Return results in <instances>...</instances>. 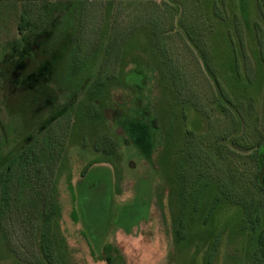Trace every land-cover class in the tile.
Listing matches in <instances>:
<instances>
[{
  "label": "rangeland",
  "instance_id": "rangeland-1",
  "mask_svg": "<svg viewBox=\"0 0 264 264\" xmlns=\"http://www.w3.org/2000/svg\"><path fill=\"white\" fill-rule=\"evenodd\" d=\"M41 1H29L33 2L31 13L36 21L24 35L19 33L17 21L21 4L25 6L28 1L21 0L17 6L6 5L0 14V173H5L7 164L19 151L24 152L29 147L38 156V160H34L33 155L29 157L34 163L25 167L28 171L21 170V161L15 164L11 173L13 189L9 181H3L0 186V264H46L43 238L47 242L60 241L59 246L64 250L61 242H65L69 255L67 264H107L99 260L100 257L92 256L93 252L99 256L106 246L112 247L113 256L120 255L124 259L123 264H187L190 261V264H264V190L256 181V148L241 156H231L241 166L242 176L235 177L230 165L224 163L210 182V193L218 199L211 202L212 211L225 210L220 216H214L223 231L216 236L212 257H205L207 243L202 249L197 247L201 239L193 242L192 248L175 250L171 234L175 226L172 210L178 212L181 199L170 194V186L161 182L153 162L164 137H173L172 145L179 151L173 156L168 154L166 166L180 174L181 168L187 174L190 172L192 189L184 192L183 203L185 207L190 201L199 205L203 187L196 181V169L203 167L206 172L214 165L210 160L215 130L211 125V130L197 137L195 144H186V140L181 143V116L186 118L188 113L193 114L192 119L185 120L184 136L187 129L194 126L196 114V123L202 125L204 115L201 113L209 115L213 111L217 123L227 127V124L232 125L233 117L239 118L235 110L238 108L248 136L251 130L248 113L252 110L257 127L251 139L258 141L264 137V61L260 80L257 75L260 69L249 51L253 60L246 53L239 56L235 53L241 70L237 62H232L234 54L228 51L222 28L215 22L219 14L212 11L218 3L210 4V0H79L76 2L81 3L66 17L65 26L62 24L66 19L60 9L52 13V26H48L51 22L44 20L43 11L37 5ZM46 1L55 4V0ZM112 4L111 22L105 34L103 18L106 8ZM166 8L174 17L166 15ZM82 9L86 11L83 21L77 27H70L74 17L76 20L75 13L79 15ZM227 13L228 21L234 25L236 11L230 9ZM258 13L254 19L261 21L262 14ZM132 15H138L139 21ZM180 19L181 28H186L188 20L192 22L196 32L194 41L187 33H174L177 27L170 23H180ZM128 24L135 32L132 43L139 61L131 63L127 73L137 80L140 91L118 82L105 106L107 119L105 123L98 122L87 116L95 117L99 104L88 107L89 103L85 102V113L86 107L75 108L80 100L77 98L98 70L102 44L108 46L116 32L122 38ZM69 27L73 29L70 34L66 33ZM156 27L160 33L165 27L167 38L161 41L177 59V65L171 59L179 75L172 74L176 78L174 84L179 86L177 89L171 90L160 79L159 75L163 77V74L153 55L154 42L146 34ZM79 34L82 44L86 49L89 47L90 51L86 52L89 63L75 81H70L67 61L73 50L72 41ZM238 39L232 40L233 51L235 46L243 52ZM140 54L147 60L148 71L137 67L141 63ZM239 74L253 82L255 89L260 83L258 97L255 92L246 90L243 80L238 82ZM141 81L145 82V88L140 86ZM217 86L223 90L227 112L215 111L216 94H220ZM182 87L186 88L181 90L186 98L184 96L179 105L172 96L176 91L181 92ZM238 87L243 89L238 90ZM137 111L147 113L149 145H145L144 152L122 126L124 120L125 124L131 123V119L141 122L143 117L135 115ZM82 112L87 114L86 118ZM160 114H166L165 127L160 122L163 131L159 127L160 135H154L151 122ZM238 131L229 129L231 136H237ZM152 138L153 148L150 147ZM114 143L117 160L103 152ZM65 153L69 164L60 171ZM148 153H151L150 159ZM3 179L0 175V182ZM228 202L235 205L234 208H227ZM48 208L51 214L52 209L58 210L52 220L56 224L44 214ZM178 218L181 223V215ZM213 228L210 225L211 231ZM179 232L181 235V228ZM55 248L56 253L62 250L54 245Z\"/></svg>",
  "mask_w": 264,
  "mask_h": 264
},
{
  "label": "trees",
  "instance_id": "trees-1",
  "mask_svg": "<svg viewBox=\"0 0 264 264\" xmlns=\"http://www.w3.org/2000/svg\"><path fill=\"white\" fill-rule=\"evenodd\" d=\"M20 1L21 0H0V14L4 12L5 7L7 6L9 7L10 4H14L17 6L20 4L18 3ZM26 1H28L27 5L23 6V4H21V7H20L21 12L19 14L18 21H17L18 31L20 34H23V35L26 33L27 29H29L30 27H33L34 22L36 21L35 18H33L32 13H31V10H32L31 6L33 2H29L31 0H26ZM76 1H79V0H55L54 1L55 4H53V3L47 2L46 0H42L37 5L43 11L44 20L46 18L47 23L51 22L48 24V26H52L50 25L52 24V21H53V19L51 18L52 13L55 12L57 9H60L63 12V15L65 16L64 18L66 19V21L64 22L65 24L64 23L62 24L65 26L67 23L68 14L71 11L75 10L78 4L81 3V2L78 3ZM213 1H216L218 3V7L212 8V11L216 15L219 14L217 15L215 22L217 26H221L222 28L223 36L226 37L225 40H226V45L228 46V51L231 54L232 53L234 54L232 55L233 57L232 62H237V66L241 70V65H238L236 54H238L239 56L240 54L246 53L248 58H250L251 60H253L254 58V60L256 61L258 68L260 69L259 72H257V75L259 77L260 75H262L260 71H262L263 69L262 68L263 65L261 62L264 61V0H210V4H213ZM221 2H224V3L222 4ZM219 5L220 6L222 5L223 7L222 6L219 7ZM112 7H113V4L106 8V17L103 18V21H104L103 31L105 32V34L107 33L109 26H110L111 15L113 12L111 11ZM230 9L232 11L234 10L236 11L237 21L234 25H231L230 24L231 22L228 21L229 14L227 12H229ZM222 10H223V14L221 15L220 12ZM209 13H211V9ZM257 13L262 14L263 19L261 21L254 19V16H256ZM85 14H86V11L84 12L83 9L81 10L79 15L75 13L76 20L74 17L73 22L71 21L72 25L70 27L72 26L74 27V25L75 27H77L79 22L83 21ZM166 15L168 17L169 16L174 17L175 14L174 13L170 14V10L166 8ZM132 16H134V19L136 21H139L137 18L138 15L137 16L132 15ZM221 16L223 18H221ZM48 19H50V21H48ZM191 23L192 22H189L188 20V22L185 25L186 28H181V19H180V23H177V24L171 21L170 26L176 25L177 28L175 29L174 33L176 34L187 33V36L190 35L189 38L192 41H194L193 37L196 38L195 37L196 32L194 31L193 25ZM232 26H234V29H232ZM69 29L66 32L68 34H70L71 31L73 30V29H70V30ZM125 29L126 30L124 31L122 38L120 36L119 38L116 32L113 34L108 46H106V44L105 45L102 44V46L100 47L102 48V52H101V55L98 56V61H97L98 70L96 74H93L91 76L92 80L88 84V87L86 88V90L83 93H81L77 98V99H80L79 102L75 106L77 110L79 107H81L83 110V108L87 106L85 102L89 103L88 107H94L97 103L99 104L100 106L98 110L99 112L95 115V117L87 116L88 118L96 119L98 122H102L103 120V122L105 123L107 119L105 116V110H106L105 106L107 105L108 100L112 94V90L118 87L119 85L118 82H120V85H123L126 88L132 87L133 90L136 89V91H140V89H138L137 87L138 86L137 84H139L137 80H134V78L131 77V75H128L127 73V67H129V65L133 63L134 61H139V59L135 57L136 55L135 44L132 43V40H133L132 36L135 34V32H133V29L131 28L129 24L127 25V28ZM165 31H166L165 27H163L162 32L160 33V30H158L156 27L154 28L153 31L152 29L146 31V34L149 36L150 40L153 39L152 41L155 44V47H154V44L152 46L154 49L153 55L156 57L155 59L156 62L158 61L160 63L161 71H162L161 73L163 74V77L161 74L159 75L160 79L166 87H169L172 90V89H177V87L179 88L178 85L174 84V81L176 80V78L172 76L173 72L174 74H177V73L175 72L172 66L171 59L173 58V61H174L173 64H176L175 60L177 59L170 53L169 49H166L164 47L166 46V44L163 41H161V39L163 40L164 38H167ZM44 33H46V30H44ZM151 33L153 35L152 37H151ZM38 36L43 37V35H40V34H38ZM47 36L48 35L46 33V38ZM235 37L239 38L238 40L242 42L241 46H242L243 52H241L240 50H237L235 46H234L235 52L233 51V47H232L233 41L232 40H234ZM81 40L82 39L79 34V36H77L72 41L73 50L69 55L70 56L69 60L67 61V64H69L70 66V73H69L70 76L68 77L70 81L71 79L75 81L76 80L75 78L81 73H83L84 69L88 68L89 58L86 52L88 53V51L90 50H88L89 47L86 49V46L82 44ZM248 51L251 53V56L253 58L249 55V53H247ZM140 57H142L140 58L141 63H139L141 66L140 65L138 66L136 65V66L138 67V69H145L148 71L149 69L146 63L147 60L141 54H140ZM246 78H247L246 76H243L241 74L237 75L238 82H241L243 80L242 81L243 86L246 88V90L249 92H253V93L255 92L256 97H258L261 92L260 83L258 85V88L255 89L253 87V82H250V81L248 82ZM259 80H260V77H259ZM177 81L180 83L179 78L177 79ZM144 84L145 82L141 81L140 86L141 87L143 86V88H145L146 85ZM182 89L184 90L186 88L182 87L180 88V91ZM218 89H220V94L219 93L216 94L218 100L216 101L217 107L215 111L223 110L227 112V109H226L227 106L223 100L224 99L223 90L220 87H218ZM242 89L243 87L241 88L238 87V90H242ZM170 93L172 96L173 94L172 91H170ZM184 96H185L184 92L182 94V91L181 92L176 91L174 92V96L172 97H174L175 100L178 102V104L181 105V101L183 102ZM194 106L196 107V104ZM221 107L224 109H222ZM85 109H86L85 113H87V107ZM235 110L237 111L239 118L233 117L231 120L232 125L227 124V127H223L219 123H217V120L214 118V115L212 114L213 111H210L209 115L204 112L201 113V115H204L202 117V120H203L202 125L201 123H196L197 116H198L196 114V117H195L196 122L194 126H191L190 128L187 129L186 134L184 135L185 137L183 136V133H182L183 125L186 119L190 120L193 118V114L188 113L186 118L181 116V143L182 141L183 143H185V140H186V144L187 143L195 144L196 142H198L197 137H201L200 135L205 134V132L207 131L209 132L211 130L212 127L211 128L209 127L211 125L214 127V130H215L214 150L211 154L212 158L210 160L211 164H214V165L213 167L209 169L207 168L208 170L206 169L207 170L206 172L203 169V167H197L196 169V176H197L196 181H198L203 187L202 188V199L199 205L196 202L190 201L189 205L185 207L183 203L184 196H185L184 192L188 190L191 191L192 189L191 181L193 182V179H192L190 172H188L187 174L185 172L186 170H184V168L183 169L181 168V171H179L181 172L180 174L178 173V170H175V168L170 169V167L166 166L165 158L168 156V154L169 156H173L175 155V153L179 151L178 148L176 149V146L173 147L172 145L173 137H169V136L164 137L165 139H163L162 141L163 144L160 143L159 149L155 151V153L157 154L155 155L156 158L154 159L153 162H155L156 168L158 170V175L161 177V180H162L161 182L163 184L165 182L168 185V187L170 186L169 188L170 194H175L177 198L181 199V207L178 209V212L177 210H172L173 223L175 226L171 234L173 238L174 248L178 252L181 251V249L187 250L188 248H192L193 242L199 241V239H201L202 243H199L197 247L201 246V249H202L204 243H207L209 246L206 248V251L204 253L205 257L213 256L214 243H215L214 241L216 240L217 234L222 233L223 231V228L220 230L221 227H219L221 226L220 221L219 222L216 221L214 216L215 215L220 216L225 210L212 211L211 202L218 200V199L214 198L215 196H212V194L210 193V182L215 179L216 174H219L224 163L227 165H230L231 167L230 172L235 177L242 176L243 172H242L241 166H238L237 163H235V161L231 159V156H235V157L241 156V155H244L246 152H249V150H251L252 148H256L255 154H254V160L256 162V167L258 169L257 174H256V181L258 185L260 186V188L264 190V137L258 141L251 139L252 135L255 132L254 129H256L257 127V124H256L257 118H254L251 116L252 110H250L248 113L249 120H250L249 123L251 127V130L248 132V136H247L246 130L244 129L243 121L241 119L240 112L242 111L239 110L238 108ZM83 113L84 112H82V114ZM85 113H84V117L86 118L87 114ZM146 114H147L146 112L142 113L141 111H137V114H135V115H141L143 117L142 119L143 122L141 121L138 123V120H133V119H131L132 120L131 123L126 122L125 124L124 123L125 120L122 122L124 124V125L122 124V126L124 127L126 132L129 134L134 144L139 145L142 149L141 151L143 152H144V149L146 148L145 145L146 146L149 145V136H148L149 125L146 122V119H147ZM165 115L166 114H160V117L158 116H156L157 118L154 117L153 121L151 122V127L153 125L152 131L154 132V135H157V134L160 135L162 127H165L164 126V121L166 120L164 119ZM195 119L193 121H195ZM160 122L162 123V127H161ZM91 123H95L94 125H96L97 122L92 120ZM106 127L108 129V126ZM159 127L161 130H159ZM185 129H186V126H185ZM229 129L231 130L239 129L237 136H231L232 133L229 132ZM107 133H108V130H107ZM183 137H184V140H182ZM168 141L171 143L170 146L168 145ZM151 143L152 144L150 145V147L153 148L154 147L153 138H152ZM164 144L166 145L164 146ZM105 147L106 146H104V148ZM28 148H26L27 150L25 149L24 152L19 151L20 153L17 156L18 160H16L17 157L13 158L10 161V163L7 164L6 169L4 170L5 173L4 172L0 173V175L4 176V179L0 182V186L3 183V181L4 182L9 181V185L13 189V177L11 173L13 172V168L17 162L19 163L21 161L20 162L21 170L28 171V169H26L25 167H27L29 164H32L31 162L34 163V161L30 159L32 155H33L34 160H38V156L35 154L34 150H30ZM116 150H117L116 144L114 143L113 146L110 145V148L108 151L103 150V152L105 156L110 155L112 158L117 160L118 155H117ZM147 157L150 159L151 153H148ZM68 164H69L68 157L65 153L64 161L60 167L61 168L60 171H63V169L68 166ZM196 181H194L195 184H196ZM54 194H56L55 189H54ZM50 195L52 197L51 191H50ZM229 203L230 202L227 203V208H231V207L234 208L235 205L229 204ZM57 211L58 210H55L54 208L52 209V214H51V209L48 208L44 212V214L47 216L50 222H53L52 220L54 216H56ZM177 215L178 216L181 215V223H178L179 218ZM241 218H242L241 220L242 222L244 218L243 216ZM54 223L56 224V222H53V224ZM210 225L211 227L214 226L212 231L210 230ZM180 228H181V235L179 232ZM59 242H47L46 239L43 238L42 249L44 252V257H46V259H44L46 264L48 263L53 264L52 261H54V264H67L69 262L68 261L69 255L67 254L66 244L62 240L61 244H64V247L66 250L65 251L62 248L63 246H59ZM54 245H56L57 248L60 247L62 250L57 251L56 253V248L54 250ZM110 247L111 246H106L103 252H101L99 256L95 255L94 252L92 256L97 259L98 257H100L99 260L103 259L106 261L107 264H123L124 259H122L120 255L113 256L111 254L112 247L111 248ZM198 251L199 250H197V252ZM56 257H58L59 262ZM191 262L192 261L187 262V264H190Z\"/></svg>",
  "mask_w": 264,
  "mask_h": 264
}]
</instances>
